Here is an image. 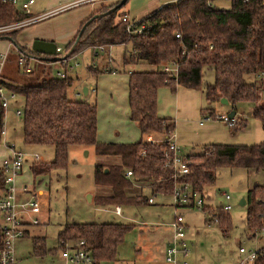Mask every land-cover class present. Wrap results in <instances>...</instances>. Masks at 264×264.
Here are the masks:
<instances>
[{
	"label": "trees",
	"instance_id": "obj_1",
	"mask_svg": "<svg viewBox=\"0 0 264 264\" xmlns=\"http://www.w3.org/2000/svg\"><path fill=\"white\" fill-rule=\"evenodd\" d=\"M114 3L99 6L79 24L65 47L73 42L72 53L96 45H123L122 63H146L152 69L128 70L127 105L129 119L136 122L139 137L131 142L98 141L96 139V102L68 96L70 76H53L41 62L28 76L30 80L17 83L0 79L7 88L22 96L21 132L26 145H51L52 157L29 165L34 184L53 169L66 163L70 146L92 147L95 154L117 155L119 163H94V184L109 187V194L94 197L95 204H147L146 196L132 194V182L124 176L130 169L134 180L148 186L150 193L168 194L172 188L171 170L163 165L162 152L166 146L161 135L173 129V121L156 113V92L160 86L171 91L176 85L198 88L203 66L212 68L213 81L205 84L204 98L208 106L203 113H211V102L225 98L235 109L238 102H253L264 89V0H230L228 8H217L206 0H175L151 10L137 24L140 33H127ZM102 7V8H101ZM93 14H97L93 16ZM28 16L14 12L12 5L0 2V23ZM78 34V29L83 25ZM15 30L7 37L15 39ZM175 33L179 37H175ZM17 50L36 59L45 58L30 47L15 44ZM94 50V49H93ZM96 54V51H93ZM173 62L175 75L164 72L161 66ZM50 66V65H48ZM46 66V67H48ZM49 70V68H48ZM253 75L246 82L245 75ZM263 74L261 77L256 75ZM251 114L264 130V105H254ZM236 115V114H235ZM2 109L0 107V121ZM239 123V120H238ZM237 125L234 127H238ZM244 126V124H243ZM145 134L160 135L146 141ZM200 152L187 154L189 172L177 180L190 183L191 189L201 191L214 179V170L222 164L246 168H264V142L251 144L208 143ZM194 156L196 162L191 161ZM192 158V157H191ZM106 169V170H104ZM0 172V189L3 187ZM246 230L264 223V184H253L246 190ZM222 231L229 226L228 211L217 210ZM130 224L120 222H68L57 230L58 246L65 240L83 239L94 261L114 260L116 246ZM32 252L46 251L44 237H31ZM255 264H264L259 259Z\"/></svg>",
	"mask_w": 264,
	"mask_h": 264
},
{
	"label": "rangeland",
	"instance_id": "obj_2",
	"mask_svg": "<svg viewBox=\"0 0 264 264\" xmlns=\"http://www.w3.org/2000/svg\"><path fill=\"white\" fill-rule=\"evenodd\" d=\"M150 1L126 0L118 11H121L123 7L127 8L128 16L136 20L144 14L143 8L147 4L150 5ZM114 2V0H105L104 5ZM211 2L217 8H228L230 5V0H212ZM86 6L87 2L67 6L58 12H54L53 15L45 16V19L43 18L40 22H34L15 29L17 32L14 35V40L0 36V53L6 47L8 52L3 66V69L6 66L4 74L7 75V78L17 83L30 80L29 73H24L22 68L16 64L18 50L15 44L29 47L27 46L30 45L27 38L32 28L52 30L55 34L53 37L54 44L64 49L68 42L60 40V30L65 26L71 28L75 15ZM32 9L36 13L47 8L43 7V1L36 0ZM120 14H117L116 17ZM72 44L73 42L68 46H72ZM93 51V47H85L76 53L75 59H68L69 64L72 65L74 61H77V65L66 67L69 74L73 75L67 94L72 98L96 102L97 134L99 137L121 141L136 140L139 137L137 126L127 118L126 94H124L126 85L122 87L120 81L116 82V80L127 76L125 72L128 68L148 70L152 69V66L146 63L123 64V45L121 44L105 45L103 50L96 52V54ZM33 64L35 62L31 60L30 67L34 69ZM40 64H43L45 71L48 69L47 64ZM103 65H106L109 69H115V73L105 71ZM97 71L101 72L95 79L93 74ZM244 80L246 82L253 80V75H245ZM212 81V68L203 66L198 86L202 92L201 97L203 100L205 99V84L212 83ZM83 85L88 89V92L84 95L81 91ZM90 87L94 89L89 90ZM157 90L159 106L162 104L165 108L167 97L173 91L168 86H160ZM263 92L259 96V100L262 102H264V100H261V98L264 99ZM22 101V96L18 95L10 101L7 110H5V139L8 143H12L15 148L27 152H37L40 156L39 161H48L53 153L51 145H26L22 143L21 119L13 112L14 108H21ZM254 104L255 101H242L236 103L235 109H233L229 104L211 102L209 106L214 107L211 113L227 114L234 112L237 115L239 123L236 128L228 127L219 120L203 121L202 125H198L194 121L189 125L178 122L174 125L172 132L176 135L177 139H175L181 152L194 154L202 151L203 145L208 143L251 144L264 142V131L259 128L257 120L251 114ZM207 106L208 103L204 100L203 107ZM159 110L164 113L167 112L166 110ZM238 114L243 115V117L241 118ZM243 119H245L244 126H242ZM204 125H210L211 127L210 139H207L206 135L201 136V128ZM157 136L160 135H153V137ZM196 137L197 141H195ZM71 147L67 151L65 165L48 171L39 184H35L36 188L41 187L43 191L41 210L37 213L40 222L31 225L28 234L14 240V254L18 264H64L56 240L57 230L68 222L99 223L105 221L130 224V228L123 234L122 240L116 246L114 264H163L161 251L171 232L167 224L172 218V208L168 205L170 196L168 194L162 196L156 193L153 203L119 204L121 215H115L109 209L105 210L94 204L92 201H94L95 196L88 197V195L109 189L108 186H98L93 183L92 170L98 157L94 154L92 147L87 153L84 152V149L79 150L75 146ZM7 151L8 149L0 139V161L4 155L6 156ZM191 157V161L196 162L197 159L194 156ZM32 176L34 178L33 174ZM32 176L24 166L20 180L31 184ZM255 183L264 184V168L256 170L243 166L222 164L214 170L213 181L203 186V192L207 193L215 204L224 202L223 197L220 195L221 191H225L230 196L228 201L230 205L228 210L229 226L225 231H222L221 224H218V222H205V219L209 216L201 210L196 208L177 209V212L182 213L186 223V240L194 264H231L238 256L237 248L239 245L244 247L258 246L264 241V234L257 233L255 236H251L250 232L246 230V205L238 203L239 198L244 197L246 190ZM129 192L132 193L133 191ZM148 193L146 191V194ZM33 235L44 237L45 253L35 254L32 252L31 237Z\"/></svg>",
	"mask_w": 264,
	"mask_h": 264
},
{
	"label": "built area",
	"instance_id": "obj_3",
	"mask_svg": "<svg viewBox=\"0 0 264 264\" xmlns=\"http://www.w3.org/2000/svg\"><path fill=\"white\" fill-rule=\"evenodd\" d=\"M34 1L35 0H0L2 3L11 4L16 13H27L29 6ZM86 1L91 0H74L38 15H28L9 22H2L0 23V36H7V32L26 26L54 11H59L67 6ZM211 1L212 0H206V4L210 5L212 3ZM119 19L124 22V29L127 33L141 32L142 25L137 24L136 20L129 18L126 14L119 15ZM174 35L175 37H179L178 33H175ZM72 47L73 44L64 49L55 45L54 54L43 55L45 57L43 59H36L35 56L18 50L16 64L18 67L22 68L24 73L31 72V60L37 63H45L47 65L59 63L62 67H72L77 65V61H74L72 65L68 63L69 58L75 59L76 53H72ZM103 48V45L93 46V49L96 52L102 51ZM6 57V52L0 53V79H4L2 69ZM161 70L170 73L171 75H175L177 67L171 62L162 65ZM52 75L63 78L67 73L65 70L61 69V67H56L52 70ZM93 89V87L89 88V90ZM17 96L18 94L16 92L7 88L6 85L0 81V107L2 109L1 118H3L0 121V139L3 142V145L8 149V154L0 161V172L3 176V187L0 189V264H18L14 254L13 242L17 238L28 234L31 225L40 222L37 213L41 210L42 206V192L38 187H35L33 181L31 184L26 182L20 184L15 183V179L21 173L24 162L27 159L32 162L39 161L40 158L37 152H27L20 148H15L12 143H8L5 139L4 113L5 110H7L10 101L14 100ZM13 112L16 116L20 117L21 108H14ZM208 120H219L232 128L238 123V118L235 113L229 116L225 113L205 112L199 117V123ZM144 138L146 141H154L151 134H145ZM162 138L166 142V146L162 152V161L163 165L170 168V177L172 178V188L168 193L170 196L169 204L172 208V218L167 222L171 232L170 237L162 250V260L163 264H192L190 261L191 252L188 241L186 240V223L183 219L182 213L177 212V209L196 208L209 216L205 219V222L214 221L217 223L218 216L216 211L229 210L230 205L228 201L230 196L225 191H221L220 195L223 197L224 202L216 205L209 199L204 198L202 190H192L188 181L177 180L189 172L190 160L187 158V154L181 152L179 145L174 139V133L172 130L164 134ZM124 176L130 179L132 185L140 186L139 182L134 180L130 169L124 171ZM155 195L156 193H150L147 195L146 202L153 203ZM110 208L113 214L121 215L119 204H111ZM247 231L250 232L251 236H255L257 233L264 234V223ZM58 248L64 264H105L102 261L97 262L93 260V257L83 239H77L74 241L65 240ZM237 251L238 256L232 264H255L259 259H264V241L258 246L244 247L239 245Z\"/></svg>",
	"mask_w": 264,
	"mask_h": 264
},
{
	"label": "crops",
	"instance_id": "obj_4",
	"mask_svg": "<svg viewBox=\"0 0 264 264\" xmlns=\"http://www.w3.org/2000/svg\"><path fill=\"white\" fill-rule=\"evenodd\" d=\"M36 1V0H35ZM35 1L29 6V9H28V11H27V14L28 15H30V16H32V15H38V14H41V13H44V12H46V11H48V10H51V9H55V8H57V7H59L60 5H63V4H65L66 2L67 3H69V2H72V1H74V0H41V1H43V7H46L47 9L46 10H42V11H40V12H36V13H34V11L35 10H33L32 9V6H33V4L35 3ZM69 1V2H68ZM114 1H116V0H114ZM173 1H175V0H151L150 2H151V4L149 5V4H147V6L145 7V8H143V12H144V14H142V16H144L145 14H147L148 12H150L151 10H153V9H155V8H157L158 6H160V5H162V4H165V3H169V2H173ZM87 2V6L84 8V9H82V10H80L76 15H75V18L73 19L74 20V23H73V25H72V27L71 28H69V27H63L61 30H60V40H62V41H69L70 39H71V37L75 34V32H76V30H77V28H78V26H79V24H80V22L89 14V13H91L92 11H95L99 6H101L102 4H105L104 2H105V0H91V1H86ZM126 2V1H125ZM124 2V3H125ZM123 3V4H124ZM122 4V5H123ZM121 5V6H122ZM137 6H138V4H136ZM131 8H132V5H131ZM54 12H58V11H54ZM54 12H52V13H50V14H52L53 15V13ZM120 13L121 14H126L127 16L129 15L128 14V9L127 8H124L123 7V9L120 11ZM50 14H48V16L50 15ZM120 14V15H121ZM142 16H140V18L142 17ZM46 17H47V15H46ZM129 17V16H128ZM43 18L45 19V16L44 17H42L41 19H38V20H36V21H34L35 23L36 22H40V21H42L43 20ZM129 18H131V19H133V20H135L133 17H129ZM140 18H137L136 20H138V19H140ZM34 22H32V23H34ZM31 24V23H30ZM29 25V24H28ZM55 36V34L53 33V31L52 30H50V29H41V30H36V29H34V28H32L31 29V31H30V34H29V36H28V38H27V40H28V44H30V41L32 40V39H34V38H39V39H43V40H49V41H53L54 40V37ZM25 46V45H24ZM27 46H29V45H27ZM3 52H6V53H8L7 52V47L5 48V50L3 51ZM35 62V61H34ZM36 64H37V62H35V64H33V67H34V69L32 68V70H31V72H34V70H35V68H36ZM53 64H55V65H53ZM52 65H50V66H48V68H49V70L47 69L46 71H43V73L44 74H46V73H48V71L52 74V70L54 69V68H56V67H61V69H63V70H65L66 71V73H67V75L68 76H70V77H72L73 75H71V74H69V72L66 70V67L67 66H65V67H62V66H60V64L59 63H53ZM6 67V66H5ZM5 67H4V69H2V75H3V77L5 78V79H9V78H7V75H5L4 74V72H5ZM103 69L105 70V71H110L111 73H115L114 72V70L115 69H109V68H107V66L105 65H103ZM128 70H131V68H128L127 70H126V74H127V76H124V77H121V78H118L117 80H116V82L119 80L120 81V84L122 85V87L123 86H125L126 85V89L124 90L125 91V93L124 94H126V96H125V102H126V111H127V118L129 119V116H128V105H127V77H128ZM31 72L29 73V75L31 74ZM35 72H38V69L35 71ZM100 72L101 71H97L96 73H94L93 74V78H95V79H97V77H98V75L100 74ZM90 75V74H89ZM89 75H86V76H89ZM257 77H261V76H263V74H260V75H256ZM84 86V85H83ZM83 86H81V91H82V88H83ZM264 91V89H260L259 90V94H258V98L255 100V104L254 105H260V104H263L264 105V102H262V101H260L259 100V96H260V94L262 93ZM88 92V89L86 90V92L85 93H83L82 92V94L84 95V94H86ZM157 92H158V90H157ZM157 92H156V113H157V115H159V116H163V117H168V118H170V119H172V121H173V129H174V125H176L178 122H180L181 124H185V125H189L192 121H194V122H196V123H198V125H202L203 124V122L202 123H199V116H201L202 114H203V112L201 111V108H205V107H203V105H204V100L202 99V97H201V94H202V92H201V90L199 89V88H189V87H185V86H182V85H176V87H175V90L173 91V93L172 94H170L167 98V102H166V104H165V108H163V106H162V104L159 106V100H158V98H159V94H157ZM264 93V92H263ZM261 100H264V99H262L261 98ZM206 101V100H205ZM215 102H219V101H215ZM207 103V102H206ZM219 103H221V102H219ZM221 104H229L228 102L227 103H221ZM210 105V104H209ZM230 105V104H229ZM168 107V109H166ZM212 107V111H213V109H214V107L213 106H211ZM159 109H162V110H166L167 112H162V111H160ZM96 110H97V107H96ZM252 111V110H251ZM241 114V113H240ZM240 114H238L239 116H241V118L243 117V115H240ZM97 115V114H96ZM237 116V115H236ZM130 121H132V122H134L135 124H136V122L135 121H133V120H131V119H129ZM244 120V122H243V124L245 125V119H243ZM257 123H258V125H259V128L262 130V131H264L262 128H261V126H260V124H259V122L257 121ZM136 126H137V124H136ZM243 126V125H242ZM210 125H204V126H202V133H201V136L202 137H204V135H206L207 136V139H210ZM137 129H138V127H137ZM196 131H197V129H196ZM196 131H194V132H196ZM138 132H139V130H138ZM196 134V133H195ZM139 135H140V132H139ZM163 136V134L161 135V137ZM176 138V135H174V139ZM96 139L98 140V141H119V142H131V141H135V140H130V141H121V140H117V139H113V138H110V139H108V138H102V137H99V135L97 134V117H96ZM177 139V138H176ZM175 139V141H176V143H177V140ZM196 140L195 141H197V137L195 138ZM7 141V140H6ZM202 141H206V140H202ZM190 143H193V142H190ZM195 143V142H194ZM71 147V146H70ZM69 147V148H70ZM180 147V146H179ZM71 148H73V147H71ZM75 148H78L79 150H85V153H87V152H89V150L91 149V147H82V146H75ZM189 153H191V152H189ZM189 153H185V154H189ZM8 154V151L6 152V155ZM95 154V153H94ZM97 155V163H100V164H103V165H107V164H115V163H119V161H120V159H119V156H117V155H104V154H96ZM5 156V155H4ZM32 163V161L31 160H29V159H27L25 162H24V164H23V167H22V170H21V173L19 174V176L18 177H16V179H15V183L16 184H20V183H22V182H24V181H22V180H20V176L22 175V171H23V168H24V166L27 168V170L30 172V170H29V165ZM31 173V172H30ZM31 176H32V174H31ZM45 177V176H44ZM32 181H33V176H32ZM95 185H98V186H101L100 184H95ZM139 185L140 186H135V185H133L132 187H131V191H133L132 192V194H134V193H139V192H141V193H143L145 196H147V195H149L150 194V192H149V190H148V186H145V185H143V184H141L140 182H139ZM105 187H107L106 185H104ZM107 188H109V187H107ZM38 189H40L41 190V192L43 193V191H42V188L41 187H38ZM146 191H148L149 193L148 194H146ZM202 191H203V189H202ZM109 189H107V191L106 190H102V191H100V192H96L95 194H93V195H88V197H90V196H97V195H107V194H109ZM159 195H166V194H159ZM203 195H204V198H207V199H209L210 201H213L211 198H210V196L207 194V193H205V192H203ZM161 196V197H162ZM93 202V201H92ZM94 203V202H93ZM170 203V202H169ZM168 203V205L170 206V204ZM212 203H214V202H212ZM95 204V203H94ZM215 204V203H214ZM97 205H99V204H97ZM216 205H219V204H217L216 203ZM99 207H101V208H104L105 210H110L111 211V204H102V205H99ZM107 207H109V208H107ZM112 212V211H111ZM30 228V227H29ZM28 233H29V231H28ZM169 237H170V234H169ZM169 237H168V239H169ZM167 239V240H168ZM167 240L165 241V243H164V245H163V247L165 246V244H166V242H167ZM163 250V249H162ZM161 253H162V251H161ZM192 255H191V253H190V261H191V263L192 264H194V261H193V259H192ZM162 263H163V260H162ZM105 264H114V260H111V261H108L107 263H105ZM117 264V263H116ZM232 264V263H231Z\"/></svg>",
	"mask_w": 264,
	"mask_h": 264
},
{
	"label": "water",
	"instance_id": "obj_5",
	"mask_svg": "<svg viewBox=\"0 0 264 264\" xmlns=\"http://www.w3.org/2000/svg\"><path fill=\"white\" fill-rule=\"evenodd\" d=\"M126 0H119L118 3L116 4V6H120L122 5ZM97 14H93V16H95ZM84 24L81 25V27L78 29V34L80 33V31L82 30ZM7 37V36H5ZM30 49L33 51H36L42 55H53L54 54V48H55V44L53 41H49V40H43V39H39V38H34L31 40L30 45H29ZM87 90V88L85 86H83L82 88V92L85 93ZM219 102L221 103H227V100L225 98H220ZM229 116L233 115L234 112H229L227 113ZM85 152V150H84ZM106 170V169H104ZM238 203L244 204L245 203V199L244 197H240L238 200Z\"/></svg>",
	"mask_w": 264,
	"mask_h": 264
}]
</instances>
